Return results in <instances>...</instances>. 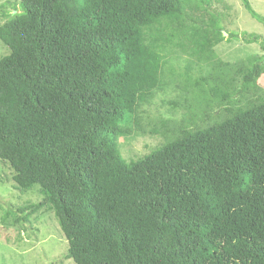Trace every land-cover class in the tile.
<instances>
[{"label":"trees","instance_id":"1","mask_svg":"<svg viewBox=\"0 0 264 264\" xmlns=\"http://www.w3.org/2000/svg\"><path fill=\"white\" fill-rule=\"evenodd\" d=\"M211 1L21 0L5 14L0 158L19 189L43 196L5 221L26 225L49 205L77 264H264V60L240 71L245 105L211 86L224 119L138 160L120 146L168 86L171 47L207 54L226 39L222 17L192 13ZM129 70L140 77L122 90Z\"/></svg>","mask_w":264,"mask_h":264},{"label":"rangeland","instance_id":"2","mask_svg":"<svg viewBox=\"0 0 264 264\" xmlns=\"http://www.w3.org/2000/svg\"><path fill=\"white\" fill-rule=\"evenodd\" d=\"M250 2L264 16V0ZM15 8L21 9V0H0V24L5 21V14H14ZM192 13L200 16L202 22L211 15L222 17L226 39L207 54L171 47L170 63L163 72L168 86L145 105L134 133L120 138L122 153L128 160L153 152L182 129L204 128L224 119L228 104L211 86L232 94L230 100L235 107L247 104L251 98L250 94H238L244 76L240 71L253 60H264V23L253 17L243 0H212L207 9ZM7 53L9 48L0 39V59ZM139 77V73L129 70L115 82L127 90ZM225 83L230 86L227 88ZM254 90L264 95V72ZM14 174L11 164L0 158V264H77L66 257L68 239L49 205L33 214L31 223L26 225H12L11 218L4 220L6 209L43 199L38 184L21 190Z\"/></svg>","mask_w":264,"mask_h":264}]
</instances>
